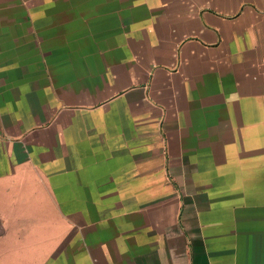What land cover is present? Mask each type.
Returning a JSON list of instances; mask_svg holds the SVG:
<instances>
[{"label": "crops", "instance_id": "crops-1", "mask_svg": "<svg viewBox=\"0 0 264 264\" xmlns=\"http://www.w3.org/2000/svg\"><path fill=\"white\" fill-rule=\"evenodd\" d=\"M0 264H264V0H0Z\"/></svg>", "mask_w": 264, "mask_h": 264}]
</instances>
